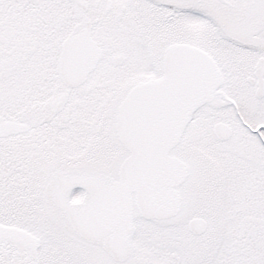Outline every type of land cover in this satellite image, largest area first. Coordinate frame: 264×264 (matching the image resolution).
<instances>
[{
	"label": "snow or ice",
	"instance_id": "1",
	"mask_svg": "<svg viewBox=\"0 0 264 264\" xmlns=\"http://www.w3.org/2000/svg\"><path fill=\"white\" fill-rule=\"evenodd\" d=\"M0 264H264V0H0Z\"/></svg>",
	"mask_w": 264,
	"mask_h": 264
}]
</instances>
